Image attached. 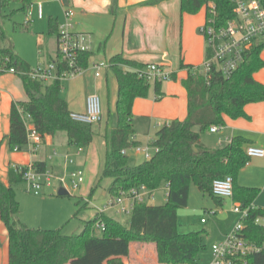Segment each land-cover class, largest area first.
I'll return each mask as SVG.
<instances>
[{"label": "trees", "instance_id": "1", "mask_svg": "<svg viewBox=\"0 0 264 264\" xmlns=\"http://www.w3.org/2000/svg\"><path fill=\"white\" fill-rule=\"evenodd\" d=\"M34 0H0V16L13 5L12 13H26ZM167 0H149L143 6L157 5ZM264 7V0H261ZM214 7L216 23L225 25L234 18V6L230 0H180L181 13L197 14L202 8L205 15ZM30 21L19 24L27 30ZM48 34L59 36V25L53 18L48 20ZM4 37L0 34V40ZM264 45L255 46L244 55V61L228 78L213 71L200 75L197 68L181 64L188 70L182 81L187 93V116L162 126L152 143L158 151L150 160L130 167L126 151L139 146L133 139L132 106L137 98H146L150 82L140 78L136 71L147 66L117 55L107 65L115 77L117 97L115 103L116 127L105 129L106 156L101 178L111 179L108 187L110 199L132 189L145 187L154 193L161 187L167 190L166 203L161 206L137 204L126 221L122 222L96 212L94 218L83 222L79 233L63 235L60 230L29 228L19 219L20 205L14 186L24 183L23 173L11 168L9 184L0 182V219L8 232L9 264H125L133 242L153 244L158 264H197L202 244V233L179 234L177 214L188 205L190 186L193 184L202 194L221 205L223 199L212 194L215 180L230 176L233 180L235 203L250 208L244 220L243 233L256 244H264V227L254 224L258 216L264 217V209L252 208L259 194L258 189L243 188L236 184L238 172L248 163L241 138L218 149L204 146L200 134L212 126L224 125V116L230 119L245 117L244 108L251 103L264 102V86L253 75L264 67L260 54ZM90 51L79 52L77 64L87 69ZM58 73L66 70L61 55L53 60ZM14 71L22 81L25 99L12 103L10 111L9 146L21 150L28 144L26 124H31L41 140L65 133L68 144L77 149H87L93 141L91 125L74 122L70 118L67 101L61 96L63 84L54 80L43 84L30 76V66L12 47L0 49V74ZM175 75L171 74V80ZM162 82H154L156 100L163 97ZM125 152V153H124ZM31 166L39 173L47 171L44 162L35 161ZM103 223L104 229L96 228ZM246 264H264V253L245 258Z\"/></svg>", "mask_w": 264, "mask_h": 264}, {"label": "crops", "instance_id": "2", "mask_svg": "<svg viewBox=\"0 0 264 264\" xmlns=\"http://www.w3.org/2000/svg\"><path fill=\"white\" fill-rule=\"evenodd\" d=\"M38 1L42 4L41 18L37 16L36 2ZM147 1L149 0H34L27 10L28 12L33 8V17L46 21L47 33L50 18L55 19L61 27L65 24V11H72L71 32L90 34L94 37L95 52H91L89 64L96 62V60L108 63L111 58L121 55L123 58L143 66L161 65L175 75L174 80L161 85L163 97L160 100H156V95L150 93L149 98H137L133 102V139L136 142L135 127H147L150 130L157 126V133L163 125L170 121L183 120L187 116V93L182 86V81L187 78L188 70L181 69L180 66L181 64L194 68L201 66L203 58L205 59L204 52H206L204 42L198 33V29L206 19L205 10H201L195 15H189L181 13L180 0H167L153 6H143L142 4ZM9 47L13 48L12 45L3 44L0 49ZM38 51L40 53L41 50ZM56 54L54 58H51L52 60H48L49 63L56 58ZM39 55L41 56L42 53ZM260 58L264 62V49ZM106 68L107 75L111 71L108 67ZM113 78L115 80L114 75ZM253 78L264 86V67L254 73ZM107 81V76L103 78L102 73L99 77L94 76L90 80H87L86 76L77 77L64 97L68 103L69 111L71 113H84L87 97L96 94L103 101V106L101 103L102 114L103 111L106 112V94L107 98L109 97ZM114 92L116 103L117 84L114 87ZM24 99L25 94L21 79L9 72L0 74V182L8 185L11 168L26 167L35 161L44 162L47 171L52 175H64L74 169L81 170L82 165H87L91 160L90 149L92 147L90 146L92 143L87 148H90L86 155L87 159L83 158L81 163L83 150L70 146L65 133H57L54 137H46L41 140L35 152H31L28 145L21 150L10 148L8 135L10 133L11 106L12 103ZM244 112L245 117L243 118L230 119L224 116V125H221L219 132L213 134L208 131L207 134L212 139L207 141L208 138H205V141L201 137V143L208 148L218 149L226 146V139L241 138L245 141V152L250 147L264 150V102L248 104L245 106ZM102 123L95 125L97 128L94 131L93 141L95 135L99 134L102 139V143H100L103 149H106L103 135L107 127L102 128ZM220 141L222 144H219ZM66 157L73 163L70 164L66 161ZM102 166L104 165L102 164ZM102 166L99 171L102 170ZM236 184L243 188L258 189L259 194L252 206L257 209H264V157H250L248 163L238 172ZM36 200L44 203L49 198L44 197ZM224 203L229 205L232 211L235 203L233 199H225L221 205L217 203L216 205L223 207ZM94 215L95 213L90 220L94 218ZM19 217L28 226L35 224L31 219L25 218L23 211H20ZM153 247L154 260L158 264L155 246ZM0 264H9L8 232L1 219ZM125 264L128 263L125 262ZM197 264L201 263L197 262Z\"/></svg>", "mask_w": 264, "mask_h": 264}, {"label": "rangeland", "instance_id": "3", "mask_svg": "<svg viewBox=\"0 0 264 264\" xmlns=\"http://www.w3.org/2000/svg\"><path fill=\"white\" fill-rule=\"evenodd\" d=\"M17 8V5H13L9 9H5L0 16V34L4 37V41L0 40V46L2 47L3 44L7 46L12 45L19 56L28 63L31 70L36 69L39 64H42L43 66L48 65V60L54 58L56 51H58V38L56 35H50L47 33L46 21L38 20L33 17V8L27 13H12L13 10ZM201 10H204V8ZM28 20H30V23L27 30L22 31L18 28L19 24H23L24 21ZM205 22L206 19L202 26ZM64 23H66V19ZM202 26H200V28ZM200 28L198 29V33L204 42L205 50L206 42L204 36L200 33ZM89 36V50L90 52H95L94 37L90 34ZM39 49L41 50L40 53H42L41 56L39 55ZM196 67L199 68L200 66ZM106 70V63L102 62V60H96V62L92 64L90 63L88 68L84 69L80 75L62 81L63 89L61 96L63 98L66 96L65 93H67L71 84L79 76H86V79L90 80L91 78H94L97 71L102 73L103 78H106L107 76L109 97L107 98L106 94L105 105L107 106V110L106 112L103 111L102 128L107 127L108 129H113L116 127L114 100V87L116 86V83L111 72H108L106 75ZM167 82L168 81H163L162 84H167ZM49 83L50 82H47L45 85ZM150 93L155 94L154 82H150V89L147 97L141 99L149 98ZM101 103L103 106L102 99ZM137 127H135V130L139 146L142 149L147 148L148 151L154 155L155 148L152 146V143L155 140V133L158 127L155 126L150 130L147 129V127H139L140 129ZM96 128L97 127L92 126L94 131ZM207 133L208 131L201 133L200 137H202L203 140L208 138L207 141H209L212 138L209 137ZM100 142L102 143V139L99 134H96L95 140L92 141L90 146L92 148H89L90 154H92L90 158L91 160H89L87 165H82L81 168L84 172V182L77 190H72L70 187L67 191L69 193L68 196H57V192L61 186L54 180L51 182V187H43L41 193L38 195L29 192L25 182L14 186L16 197L21 209L20 211L24 212L25 218L31 219V221H34L35 223L34 225L28 226L23 223L19 217L23 224L29 228L35 229L60 230L61 234L66 236L80 232L83 222L90 220L93 214L97 212V209L103 207L106 202H108L109 198L107 190L110 186L111 179L101 178V171H99L102 164L104 165V159L106 156V149H103ZM89 149L83 150L81 154V163L83 161L82 159L87 157L86 155ZM126 153L128 157V165L130 167L138 166L146 160L144 155L138 153L135 147L128 149ZM62 175L63 174H54L52 176L58 178ZM166 195V188L161 187L159 190L155 191L151 197L145 198V204L153 206L164 205L166 203ZM44 197L49 198V200L44 203L36 200ZM105 215L122 222L127 219L126 216L116 214L113 210L105 211ZM240 219L241 214L233 213L229 205L224 203L223 207L217 206L211 197L202 194L193 184H191L188 205L186 208L180 209L177 214V229L179 234L201 232L202 244L196 261L201 264H212V246L222 242L239 224ZM202 220H204L203 223ZM153 246V244L133 242L131 244L129 257L124 258L123 261L128 264H156L153 255Z\"/></svg>", "mask_w": 264, "mask_h": 264}, {"label": "built area", "instance_id": "4", "mask_svg": "<svg viewBox=\"0 0 264 264\" xmlns=\"http://www.w3.org/2000/svg\"><path fill=\"white\" fill-rule=\"evenodd\" d=\"M234 6V18L225 25L219 26L215 19V10L212 5L207 13L206 22L200 28V33L204 36L206 42L205 59L198 69L200 75L207 76L213 71L220 73L224 78L230 77L243 63L244 55L255 46L264 45V7L261 0H230ZM37 16H42V4L36 2ZM66 23L59 27L58 53L61 55L66 70L58 73V65L52 61L48 65H38L36 69L31 70L32 79L45 84L54 80H65L74 78L84 70L77 64V55L79 52L89 50V35L74 34L71 32V20L73 12L68 10L64 13ZM106 67H108L106 63ZM9 73L14 71L10 69ZM140 78H145L148 82L170 81L171 73L163 66L151 64L142 71H136ZM96 77L100 76L97 71ZM49 83V84H50ZM101 100L98 95L91 94L86 99V109L84 113H70V118L74 122L95 126L102 122ZM28 146L31 152H35L41 143V139L34 127L27 123ZM32 126V127H30ZM221 126H212L210 133H218ZM226 145L231 140H225ZM219 144H222L220 141ZM138 153H142L146 160L152 158V154L147 148L135 147ZM158 151L155 148V153ZM125 153V152H124ZM246 155L250 157H264V150L258 148H247ZM70 164L72 160L65 158ZM21 166L14 167L21 171ZM24 182L27 184V190L36 195L41 193L43 187H51L52 180L60 184V188L66 191L70 189L77 190L83 183L84 174L80 169L69 171L60 177H53L48 171L39 173L29 165L23 173ZM70 185V186H69ZM167 192V190H166ZM212 194L219 199H232L233 180L230 176L215 180L212 184ZM145 187L132 189L129 192L122 193L119 197L109 199L106 204L97 209L98 213H104L107 210H113L116 214L128 217L134 206L145 204V198L151 197ZM167 197V195H166ZM254 208L253 206H251ZM250 208H242L240 204L234 203L232 212L241 214L239 224L226 238L212 246L213 257L212 264H246L245 258L251 255L264 253V244H256L245 237L243 233L244 220L247 218ZM204 220H202V223ZM254 224L264 227V217L258 216ZM97 229L103 230L104 224L99 223Z\"/></svg>", "mask_w": 264, "mask_h": 264}, {"label": "water", "instance_id": "5", "mask_svg": "<svg viewBox=\"0 0 264 264\" xmlns=\"http://www.w3.org/2000/svg\"><path fill=\"white\" fill-rule=\"evenodd\" d=\"M68 195L69 193L64 188H60L57 192V196L59 197L68 196Z\"/></svg>", "mask_w": 264, "mask_h": 264}]
</instances>
